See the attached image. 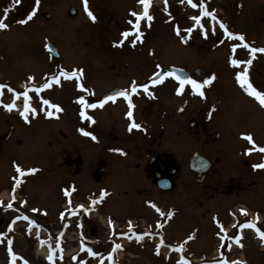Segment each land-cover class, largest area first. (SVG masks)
I'll return each mask as SVG.
<instances>
[{
    "label": "flooded vegetation",
    "instance_id": "1",
    "mask_svg": "<svg viewBox=\"0 0 264 264\" xmlns=\"http://www.w3.org/2000/svg\"><path fill=\"white\" fill-rule=\"evenodd\" d=\"M23 1L19 0L17 3L16 0H12L11 4L8 3L6 4L7 6L2 7L0 18L4 19L8 27L7 20L11 13L19 14L17 11H23L25 16L22 20H25L33 8L39 9L42 5L41 0L38 7L35 4V0H27L26 4ZM43 1L47 5L52 3V0ZM163 1L165 3V0H151L149 13L153 19L148 21L147 18H143L140 21V33L143 35L139 39L137 38L138 33L133 29V24L129 23V21L135 22L136 19L131 15L132 11L136 13L143 12V5L138 3L137 0H89V8L97 16L95 22L97 24L101 14L99 16V10H96V7L102 6L105 8V5H108L116 12H124L125 27L118 30V36L111 41L110 46L120 50L124 48L132 50V48L149 44L153 40V36L151 39L149 38L151 33L160 31L158 33H160L159 37L162 39L163 31L162 27H160L162 19L160 23L158 17H156L158 13L155 8H165ZM55 2L53 1V3ZM184 2L191 9H195L188 1L184 0ZM62 4L68 14L69 9L72 8L74 10V14L69 15L71 17H79L80 24H83L85 20L87 22L91 20L84 10L82 0H72L70 2L63 0ZM193 4L196 5L195 0H193ZM166 5H170V0H167ZM5 8H10L6 17ZM113 13L111 12V19L116 20V16ZM43 15L46 19L50 18V13L48 12H44ZM190 15L191 13L187 14V21L190 20L188 18ZM35 17L36 14L31 20ZM126 30L131 31V35L127 38L121 35ZM43 39L46 43L52 42L56 48L58 47L56 45L57 40L53 34L50 33ZM155 40L158 41L157 34H155ZM120 41L123 42L118 43ZM72 47L73 49H69L73 52H78L79 56H82L83 61L80 64L69 67H61L59 65L53 73L49 72L42 75L41 79L33 81L19 80V82L17 81L13 84L8 80H0V84L8 85L15 89L16 93H21L18 98H15V107L11 111L5 109L2 106L3 104H0L1 121H7L8 116H13L21 126H29L32 132L40 129L38 136L33 138V135H31L28 137L27 142L46 144L48 146L42 150L44 157L39 164H23L21 163L22 161L19 162L20 160L13 157L12 160L4 161L7 164L11 161L9 165L13 174H19L16 172L13 162L19 164L25 170L27 177L33 180L34 178L38 179L40 181L38 184L50 191L45 200L49 204L56 202L55 213H47L44 211V207L40 209L36 206L37 204L34 205L33 203L30 205L32 198L27 196V194H20L18 191L20 188L13 186V182L9 187L0 190V233H2L0 235V247L1 255L4 257V262L1 264H13L12 256L7 251L9 247L8 240L12 241V250L17 254L15 264H24V261H27L28 264H49L43 261L42 263L32 262L22 252L27 250L30 254H34L36 247L38 250L39 246L41 248L43 246L41 243L38 244V240L50 241L53 249L56 248L57 240L60 241V249L51 253L54 257V264H82L77 263L76 260L84 254L89 258H93L92 264H100L95 258L97 256H106L109 248L114 246V244L125 243L126 247L130 245L131 240L125 235H120V233H128L134 238L137 236L136 234L152 233L162 228L157 226V222L163 224L164 227L168 221H171L170 219L173 216L171 218L160 216L149 202L155 203L157 207L167 213L172 210L167 206L159 205L158 202H167V198L170 203L175 202L174 196L176 194L179 199L182 198V200L186 201H193L196 195L209 199L210 190L217 191L220 195L225 196L237 195L243 190L240 180L233 181V178H231L229 181L223 182L221 177L218 176L219 171L222 168L227 170L228 164L231 163L229 159H233L234 155L236 160L239 159L240 163L246 164V158H251L250 155L256 156V154L260 153L263 155L262 162H264V153L260 151L255 150V153L245 154L244 150L249 149L248 146L246 149L244 147L243 151L240 149L235 152H229L228 146L225 149L221 148L225 139L230 140L235 136L238 139H244L241 133L239 135H233L232 133L233 130H236V121L235 125L232 126V121L235 120V116L238 113L236 106L233 112L234 117H232L230 113L228 114L230 111L227 113L222 111V114L217 113L216 115V112L221 109L220 103L217 104L218 106H212L214 103L212 105L210 103H201L198 106L191 104L190 106L189 102L184 101L183 104L185 106L180 103L177 106H170L165 101H168L167 97L164 98L165 100L161 99L163 92L165 93L166 91L167 93L170 90L175 98L186 94L183 96L187 97V100L190 98V91L192 100L196 98L189 84L185 85L181 93H177L176 89L179 87V81L167 75L163 76L162 83L155 85L150 83L154 73L157 74L168 66L178 65H164L163 60L158 59L159 57L155 61L147 54L140 56L143 62L126 60L125 56H118L114 60H112L113 56H104L102 58L96 56L94 59L87 56L88 58H86L82 53L83 45L79 46L78 49L74 44H72ZM67 49L68 45L66 50L57 49L59 56L54 58V60L59 61ZM117 59L119 60L116 61ZM109 62H111L110 65L107 64ZM149 63L153 64L152 69L150 71L143 70L148 67ZM158 65L159 67H157ZM73 69H83L82 77L78 75V77L65 79L60 76L59 84L51 82L50 78L53 75L59 76L60 70L70 72ZM185 69L189 72V77L193 79H196L200 74V72L195 71L199 68H193V73L190 72L189 68ZM162 74L164 73L162 72ZM133 81L138 85L147 83L149 91L154 93V96H148L143 89L139 88V94L131 93L132 103L134 104L132 118L126 115L129 108L127 100L123 97H117L115 101H106L103 107L99 106L98 102L104 99L107 96L106 94L110 93L111 95L113 92L122 89L130 90ZM45 82H50L51 87L42 89L37 93L35 87H39ZM78 83H82L84 89L77 87ZM25 90L28 91L30 97V110L27 113V121L20 115L24 109L22 93ZM2 93L13 96L8 103L13 102L14 93L9 92L8 88H4ZM80 96H84L88 103L97 104L96 108L85 110L89 116L93 117L94 122L80 117L82 107L78 103V97ZM200 98L201 96L198 94L196 99ZM45 99L51 103L44 104L43 101ZM0 101H3L1 96ZM51 104H58L63 111L53 109ZM31 109H35V113ZM48 111H52L54 115L49 117L47 115ZM5 115L7 116L5 117ZM229 117L231 118L230 121L228 120ZM132 120L140 123L142 128L129 131L128 127ZM80 128H84L85 131H92L98 139L93 141L90 137L80 132ZM23 139L22 136L4 134L1 142L5 140H7V143L11 142L12 145L7 149L10 151L11 146L15 145V143H21ZM79 142H91L92 152L84 153L82 150L80 152L78 148ZM253 147L254 145H252ZM261 147H264V144ZM114 148L123 149V154L111 151ZM188 149L191 151L189 152ZM4 153L6 152L4 151ZM195 155L201 157V161L198 160V163L192 162V158ZM251 162L252 160L249 163ZM29 168H37L38 171L29 174L26 171ZM200 168H205L201 173L202 180L196 181ZM260 170L264 171V169ZM26 182L25 180L24 183L26 184ZM88 182L90 184H87ZM191 182L192 184H190ZM84 184L85 186H92L95 190H106L109 194L104 197L102 202L92 205L91 200H99L100 193H94L86 198H78L74 195L78 192L81 195L84 194ZM186 184H188V189L184 187ZM73 188L75 191L72 190ZM64 189H68L69 195H65ZM114 191H117L115 196L131 205L133 217L122 218L116 215L118 204L111 201L114 197H111ZM2 192H5L4 195H1ZM13 195L15 199H13ZM54 198L62 200L55 201L53 200ZM69 201H71V204H69ZM9 202L13 204L12 208L7 207ZM81 205L83 207H79ZM235 205L227 209V214L231 218L247 217L243 220L254 218L252 211H247L245 216L241 214ZM148 209L153 215L149 214ZM42 210L44 211L43 213ZM61 213H64L63 217ZM25 216L28 217L27 220L23 219ZM33 216L35 224H31L32 226L29 227L30 229L32 227L35 228V232L28 231L27 228L30 225L29 222H33ZM144 216H151L152 219L147 222ZM17 217H20V219H16ZM141 219L144 221L141 222ZM109 220L112 222L111 225ZM87 222L92 224L88 229L85 226ZM118 222H124L125 224L118 226L116 224ZM129 222L132 225V232H129ZM18 223L23 224V226L20 227ZM49 223H52V226ZM56 226L57 228H55ZM81 226L85 227L84 232L80 231ZM55 229L56 231L52 232ZM20 233L23 239L18 243L16 239ZM69 233L75 234V237L70 238ZM101 238L108 239V242L106 241L104 245H100L99 239ZM74 243L77 245L76 249L67 254L65 248ZM20 247L22 248L20 249ZM89 249L95 252L96 255L89 254ZM49 254L50 251L48 252ZM67 257H71L73 262ZM113 259H111V263ZM113 263L115 264L116 261L113 260Z\"/></svg>",
    "mask_w": 264,
    "mask_h": 264
},
{
    "label": "rangeland",
    "instance_id": "2",
    "mask_svg": "<svg viewBox=\"0 0 264 264\" xmlns=\"http://www.w3.org/2000/svg\"><path fill=\"white\" fill-rule=\"evenodd\" d=\"M11 1L0 0V12L2 11V7L7 6L6 4L8 3L11 4ZM41 1L42 5L36 10V17L33 20L24 24L20 23L25 13L17 11L19 14L11 13L10 16L12 17L9 16L7 20L9 27L0 30V80H8L13 84L17 81L19 82V80L27 81L29 76L37 80L41 79L42 75L49 72L53 73L59 65L61 67H69L80 64L83 61L82 56H79L78 52L70 50L73 49L72 44L77 49L83 45L82 53L86 58L90 56L92 59L96 56L101 58L113 56L114 58H111L114 60L118 56H125L126 60H139L143 62L140 56L147 54L152 60L157 61L158 59H162L164 65L176 64L183 68H189L191 73H193V68H199L196 69L197 72H200L196 80L200 82L212 75L215 76L212 83L205 85L202 89L205 95H209L200 99H196L198 94L195 93L196 98L192 100L191 91L190 98L187 100V97L183 96L186 94L175 98L171 90L167 93L166 91L165 93L163 92L161 99L167 97L168 101L164 100L170 106H177L179 103L183 104L184 101L189 102L190 106L191 104L198 106L201 103H210L211 105L214 103L212 106H218L217 104L220 103L221 109L216 112V115L217 113L222 114V111H225V113L230 111L228 114L230 113L232 117H234L233 112L236 106L238 113L235 116V120L232 121V126L235 125L236 121V130L232 131L233 135H239L243 132L250 133L256 145L262 146L264 144V106L254 96L246 92L236 79V73L244 71L247 68L249 82L258 91H264V53H256L253 58L250 50L243 47L245 41H240L234 37H227L217 26V22L222 21L230 31L242 33L245 36V40L252 47H264V0H206L207 9L210 11L215 10L217 20L211 21L210 17L202 18V33L197 31L192 36L189 34L195 30L190 33L184 31L188 26L187 24H189L187 14H193L191 15L192 17L201 14L199 7L200 0H195V9L188 7L184 0L183 2L181 0H170L169 6L163 1L166 6L165 8H155V11L158 13L156 17H158L160 23L161 19L162 23L164 22L160 24L163 31L162 39L159 37L160 33L158 32L160 31L151 33L149 34V38L151 39L153 36V40L149 44L132 48V50L128 48L120 50L110 46L111 41L117 38L118 30L125 27L123 20L125 16L124 12H116L108 5H105V8L99 6L95 8L99 10V16L101 14L98 24L95 23L96 21L93 22L91 20L88 22L85 20L83 24H80L79 17H71L67 10H65L62 4L63 0H52L50 5H47L43 0ZM53 1L56 2L53 3ZM67 1L70 2L72 0ZM23 2L26 4L27 0ZM157 2L159 3V1ZM44 12L50 13L49 19L44 17ZM111 12H114L116 20L111 19ZM213 26L215 27L214 32L212 30ZM205 31L207 35H205ZM50 33L57 40V49L61 51L66 50V46L68 45L66 53L62 54V58L59 61L50 57L45 47L46 42L43 38ZM155 34H157L158 41L155 40ZM233 45H236L235 50H233ZM232 59L241 61L252 59V64L248 66L242 63L238 66H233L231 63ZM107 64L110 65L111 62ZM152 67L153 64L149 63L148 67L143 70L150 71ZM0 96L3 99V104H7L9 99L13 98V96L4 93ZM19 103L21 102L19 101ZM183 105L185 106V104ZM228 120L230 121L231 118L229 117ZM39 131L40 129L33 130L32 132L29 126H21L13 116H8L7 121L3 122L0 119V190L9 187L12 185V182L15 183L13 184L14 186H17L15 180L19 179L21 183L17 186L20 188L18 191L20 194L24 193L32 198L30 205L34 203L40 209L44 207V211L47 213H55L56 202L49 204L45 200L50 191L44 186L39 185L40 181L38 179L34 178L33 180L26 175L13 174L9 165L11 161L9 164L4 161L12 160L13 157L20 160L19 162L22 161L21 163L23 164H39L44 157L42 150L48 146L46 144L27 142L28 137L31 135H33V138H36ZM4 134L18 135L24 139L21 143H15V145L11 146L10 151H8V147L12 144L11 142L7 143L9 139L1 142ZM223 142L226 145L223 143L221 148L225 149L228 146L229 152H235L240 149L243 151L244 147L246 149L247 146L248 148H252V145L246 139H238L237 136L230 140L225 139ZM78 148L80 152L82 150L84 153H90L93 150L91 142H79ZM188 151L190 152L191 150L188 149ZM222 151L225 152L224 150ZM254 151L252 152L255 153ZM83 156L85 157V155ZM250 156L251 158H246L247 163L243 164L240 163L239 159L236 160L234 155L233 159H229L231 163L228 164L227 170L222 168L219 171L218 176L221 177L223 182H227L231 178H233V181L240 180L243 190L237 195L231 194L225 196L220 195L217 191L210 190L209 199L196 195L193 201H186L182 200V198L179 199L176 194L174 196L175 202L170 203L168 198L167 202H158L159 205L167 206L174 212L173 218L170 219L171 221H169L166 227L157 229L152 232V235L144 236V238H147V241H144L141 245H132L133 243L130 241V245L125 247L124 252L119 257L121 264H178V261L182 264L181 257L186 259L188 264H223L225 260L229 264L232 261H246V264H264V243H262L256 232H251L248 230L249 228L245 231L242 230L240 235L242 247L234 242V237L239 234L237 231L238 227L236 226L239 222H243L241 219L247 217L237 219L231 218L227 214V209L234 204H236L235 206L239 205L238 210L246 208L245 210L252 211L254 217L259 213L256 225L261 230H264V171L252 167V165L263 161V155L259 153L256 156ZM251 160L252 162L249 163ZM25 180L27 181L26 184L24 183ZM87 184H90V182ZM184 187L186 189L189 188L188 184ZM184 191L189 192L188 190ZM83 192V195L80 192H78L80 194L74 195L78 198H86L94 193H100L101 190H95V188L88 185L83 188ZM116 193L117 191H114L111 195V197L114 196L111 201L118 204L116 215L122 218L127 216L133 217L131 205L115 196L117 195ZM1 195H4V193L2 192ZM53 200L59 201L62 199L56 200L54 198ZM44 211L42 210V213ZM147 211H149V214H152L149 209ZM144 219L149 222L152 218L151 216H144ZM140 221L144 220L141 219ZM232 221H236V225L230 227L231 223L229 222ZM227 223L229 226L226 225ZM116 224L121 226L125 223L118 222ZM18 225L20 227L23 226V224L19 223ZM91 225L90 222H87L85 225L86 229ZM221 225L223 228L225 225L231 228L230 237L232 244H230L231 240L225 239L227 234L222 232ZM18 236L16 242L20 243L23 237L21 233ZM189 236H193L194 238L189 240L187 239ZM69 237L73 238L75 234L69 233ZM161 239L164 240V244L160 246L159 254H157L156 246L160 244ZM182 244L183 250L178 251L177 249ZM76 246V243L67 246L65 248L67 254L73 252ZM34 251V254H30L27 250L22 252L32 262H48L46 258L50 251L49 247L42 249L39 246L38 250L36 247ZM176 253L179 256L178 261ZM1 254L0 247V264L4 262V257ZM67 258L72 259L71 257ZM104 258L105 256H97L95 260L102 261ZM92 259L84 254L76 261L82 264H92ZM106 262L109 263V260H106Z\"/></svg>",
    "mask_w": 264,
    "mask_h": 264
},
{
    "label": "snow or ice",
    "instance_id": "3",
    "mask_svg": "<svg viewBox=\"0 0 264 264\" xmlns=\"http://www.w3.org/2000/svg\"><path fill=\"white\" fill-rule=\"evenodd\" d=\"M16 2L18 3L19 0H16ZM137 2L140 3L141 5H143V12L136 13L135 11H132L131 15L133 17H135L136 19H135V22L129 21V23L133 24V29L138 33V37L137 38L139 39L143 35L142 33H140V21L143 18H147L148 21H151L153 19V17L149 13L151 0H137ZM181 2H183V0H181ZM39 3H40V0H35V4L37 5V7H38ZM82 3H83L84 10H85L86 14L89 16V18L93 22H95L97 20V17H96V15H94L93 11L90 10V8H89V0H82ZM165 3H167V0H165ZM188 3L192 4L193 7H196V5L193 4V0H188ZM199 7H200V10H201V15L194 16V17L191 18V19H193L195 21L196 25H199L201 28H203V25L201 24L202 17H210L213 21L217 20V16H216L215 10L209 11L207 9L206 0H200ZM36 10H37V8H33L32 12L29 13V15L27 16V19L21 20L20 23L24 24V23H27L28 21H30L33 18V16L36 14ZM9 11H10V8H5L4 9L5 17L7 16V13ZM219 26H220L221 29H223L224 34L227 37H229V38L235 37V38H237L240 41H245L244 44H243V47L250 50V53L253 55V58L255 57L256 53H264V47H260V48L252 47L245 40V36L242 33H234L232 31H230L228 29L227 25L224 22L221 21ZM7 28H8V25L4 22V19L0 18V30H4V29H7ZM212 30H213V32L215 31V27L214 26H213ZM186 31L190 33L192 31V29L189 28ZM121 35L123 37L127 38L128 36L131 35V31L130 30H126ZM205 35H207L206 31H205ZM122 42L123 41H120L118 43H122ZM45 47L47 48L48 46L45 45ZM235 47H236V45H233V50H235ZM49 51H51V49H49ZM231 63H232L233 66H238V65H240L242 63L250 66L252 64V59H249L247 61H241V60H238V59H232ZM157 67H159V65ZM78 75H79V77H82L83 69H73L70 72L66 71V70H60L59 76L53 75L50 78V80H51V82L59 84L60 83V79H59L60 76L64 77L65 79H71L73 77H78ZM156 75L157 74L154 73L153 74V78H151V80H150V83L153 84V85L158 84V83H162L164 75L174 76L175 79L177 81H179V87L176 89L177 93H181L183 91L185 85L189 84V85H191L194 93H198L201 97L205 96V93L202 90L204 88V86L205 85H210L212 83V81L215 79V76L212 75V76H210L208 78L203 79V81L200 82V81H197L196 79H193L191 77H181V76L177 75L175 73V71L161 74L159 79L155 78ZM236 79L244 87L246 92H248L251 96H254L257 100H259L260 104L262 106H264V91H258L252 85V83L249 82L248 75H247V68L244 71L237 72L236 73ZM28 80L29 81H33L34 77L29 76ZM49 87H51V83L50 82H45V83L41 84L39 87H35V91L37 93H39L42 89H47ZM77 87H79L81 89H84V85L82 83H78ZM4 88H8L9 92L14 93V100H13V102L7 103V104H3V101H0V104H3V107L5 109L11 111L15 107V98H18L21 95V93H16L15 89H12L8 85L0 84V95H2V90ZM138 88L139 89H143V91L145 93H147L148 96H150V97L154 96V93L149 91V85L147 83L138 85L135 81H133L132 85L130 87V90L129 89H122V90H118V91L113 92L111 95L106 96L104 99L100 100L98 102L99 106L103 107L106 101H109V100L115 101V99L117 97H123L124 99L127 100L128 108H129V111L126 113V115L129 118H132V116H133L132 109L134 108V104L132 103L131 93L139 94L138 93ZM22 95L24 97V109H23V111H21L20 115L23 116L24 119L27 121L28 120L27 113L30 110V104H29L30 97L28 95V91L27 90H25L22 93ZM43 103L47 105V104H50L51 102L49 100L45 99L43 101ZM78 103L82 106L81 110H80V117L82 119H87L89 121H93L94 122L93 117L89 116L85 110L86 109L96 108L97 104L96 103H88L85 100L84 96L78 97ZM51 107L53 109L58 110V111H63V109L58 104H51ZM31 111L33 113H35L36 110L35 109H31ZM47 115L49 117H51V116L54 115V113L52 111H48ZM141 128H142V125L140 123H137V122H135V120H132V122L129 124L128 130L129 131H132L133 129H138L139 130ZM79 131L82 132L85 136L90 137L93 141H96L98 139L97 136L92 131H85L84 128H80ZM241 136L244 139H246L249 143L254 145L253 148L246 149L245 150V154H249V153H251L254 150L264 153V147L256 145L255 141L253 140V137H252V135L250 133H247V134L241 133ZM111 151L119 152V153L123 154V149H120V148H114V149H111ZM13 164H14L16 172L19 173L20 176L25 175V170H23L20 167L19 164H16L15 162H13ZM252 167L254 169H264V162L254 164V165H252ZM26 171L29 174H33V173L37 172L38 169L37 168H29ZM15 182H16L17 186L21 183V181L19 179H16ZM72 190L75 191L74 188ZM64 192H65V195H69L68 189H64ZM108 194L109 193L106 190L102 189L101 192H100L99 200L92 199L91 200V204L92 205H96L98 202H102L104 197H106ZM13 199H15L14 195H13ZM149 203L151 204V207L154 208L159 213L160 216H166L168 218H171L174 215L173 211H168L167 213H165L159 207H157V205L155 203H152V202H149ZM69 204H71V201H69ZM7 207L8 208H12L13 204L11 202H9ZM79 207H83V206L81 205ZM240 212H241V214H243L245 216L247 215V211L245 209H241ZM63 215H64V213H61L62 217H63ZM16 219H20V217H17ZM23 219L27 220L28 217L25 216V217H23ZM256 219L257 220L259 219L258 215H257ZM109 223H110V225L112 224L111 220H109ZM32 224H35V221H33ZM157 226L158 227H163V224H161L160 222H157ZM9 227L11 228V226H9ZM241 227L254 228L256 230L257 235L260 237L262 243H264V230H261L259 227H257L256 222L254 220H248L245 224L241 225ZM221 230L223 231V226L222 225H221ZM132 231H133L132 225H131V222H129V232H132ZM0 235H2V233H0ZM37 235H39V233H37ZM120 235L127 236L129 240L132 239V236L129 235L128 233H120ZM136 235H137V239L138 240H142L144 238V236L152 235V233L144 232V233H139V234H136ZM193 238H194L193 236H189L187 239L190 240V239H193ZM234 239H235V242L237 244H239L241 247L243 246L242 244H240V241H241V237L240 236H235ZM7 243L9 245L7 251L12 256L13 264H15L17 254L15 252H13V250H12V247H11L12 241L8 240ZM185 243H186V241H185ZM41 244H49L50 254L48 255L47 259L49 261H52L54 259V257H53V255L51 253L55 252L57 249H60V241L57 240L55 249H53L51 247L50 241L41 240ZM163 244H164V240L161 239L160 244H158L156 246L157 254H159V248ZM121 248H122V245L119 244V243H116V244H114L112 251L115 252L117 249H121ZM177 250L178 251H182L183 250V244L180 245V247ZM88 251H89V254H91L93 256L96 255V253L92 252L91 249H89ZM108 258L112 259V253H109V257ZM181 261H182V264H188V261L186 259H184L183 257H181ZM24 264H28V262L24 261ZM178 264H180V262H178ZM223 264H229V262L227 260H225L223 262ZM231 264H246V262H244V261H232Z\"/></svg>",
    "mask_w": 264,
    "mask_h": 264
},
{
    "label": "water",
    "instance_id": "4",
    "mask_svg": "<svg viewBox=\"0 0 264 264\" xmlns=\"http://www.w3.org/2000/svg\"><path fill=\"white\" fill-rule=\"evenodd\" d=\"M69 14H71V15L74 14V10H73L72 8L69 9ZM47 46H48V49H51V52H52L53 56H54V57H57V56H58V52H57V50L55 49V47L53 46V44H52V43H48ZM164 71H169V72L175 71V73H176L177 75L181 76V77H188V76H187V71L184 70V69H182V68H179V67H173V66H171V67H168V68L164 69ZM161 74H162V72L158 73V74L156 75V78L159 79ZM173 77H174V76H173ZM174 78H175V77H174ZM106 95L108 96V95H110V93H108V94H106ZM200 158H201V157H200L199 155H195V156L192 158V162H196V163H198V160L201 161ZM204 169H205V168H200V170H199L200 172H199V173L197 174V176H196V180H197V181H201V180H202V175H201V173H202V171H204Z\"/></svg>",
    "mask_w": 264,
    "mask_h": 264
},
{
    "label": "bare ground",
    "instance_id": "5",
    "mask_svg": "<svg viewBox=\"0 0 264 264\" xmlns=\"http://www.w3.org/2000/svg\"><path fill=\"white\" fill-rule=\"evenodd\" d=\"M3 193H5V192H3Z\"/></svg>",
    "mask_w": 264,
    "mask_h": 264
}]
</instances>
